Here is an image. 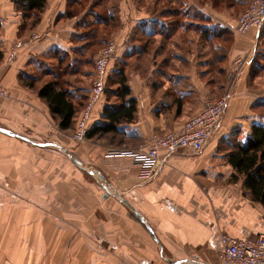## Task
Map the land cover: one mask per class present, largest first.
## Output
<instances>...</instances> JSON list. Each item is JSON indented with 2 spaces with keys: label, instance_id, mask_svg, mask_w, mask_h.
I'll list each match as a JSON object with an SVG mask.
<instances>
[{
  "label": "crops",
  "instance_id": "crops-1",
  "mask_svg": "<svg viewBox=\"0 0 264 264\" xmlns=\"http://www.w3.org/2000/svg\"><path fill=\"white\" fill-rule=\"evenodd\" d=\"M251 1L231 9L233 16ZM70 4L48 0L33 27L16 11L14 0H0V83L9 93L0 99V264H220L221 234L236 239L264 234V207L251 201L241 181L230 182L234 171L223 145L234 136L244 139L261 121L254 107L264 97L254 78L263 71V55L256 59V49L264 26L240 35L238 17L221 21L213 16L230 10L193 0L182 10L193 8L209 21L185 19L167 30L165 21L156 24L139 9L143 15L126 26L120 5L118 26L108 32L101 26L95 33L116 42L110 74L123 69L137 101L136 120L122 127L126 148L145 144L153 134L179 132L208 102L230 96L202 151L178 149L143 182L120 176L115 166L101 161L109 149L125 147L73 143L22 81L23 75L34 78L40 89L70 78L64 89L76 106L85 103L99 54L88 47L82 23L92 0L71 19L66 17ZM194 28L230 33L225 75L214 61L221 41H208ZM18 43L22 47L9 61ZM107 96L94 109L92 128L113 103ZM77 160L86 172L95 169L99 186L79 177Z\"/></svg>",
  "mask_w": 264,
  "mask_h": 264
},
{
  "label": "trees",
  "instance_id": "trees-1",
  "mask_svg": "<svg viewBox=\"0 0 264 264\" xmlns=\"http://www.w3.org/2000/svg\"><path fill=\"white\" fill-rule=\"evenodd\" d=\"M90 0H71L70 9L66 13V17L71 19L80 13L85 8ZM118 1L120 0H92V4L88 11V18L92 17L93 20H84L86 28L97 31L100 27H105V31L115 28L120 23V8ZM154 6L164 3L165 6L176 5L175 8L170 10V18L174 21H166L167 17L163 12L162 16L154 17L156 24H161L165 21L163 28L167 29L171 26L175 27L183 20L189 21H209V17L205 14L192 10L182 12L183 2L182 0H153ZM198 4L209 3L213 8H224L228 10H237L246 5V0H194ZM138 7H145L147 0H135ZM48 0H14L16 11L20 13L24 19L29 20L30 24L34 27L40 21V16L45 12ZM77 5V6H76ZM78 5L82 6L81 9ZM156 8V7H155ZM192 11V12H191ZM82 12V11H81ZM244 12V11H243ZM242 12V13H243ZM241 13V14H242ZM165 17V20L162 19ZM103 18V19H102ZM164 29V30H165ZM196 29L202 36L208 41H221V50L217 53L214 59L215 63H218L220 73L226 74V70L223 68V63L226 59L227 52L230 48L232 37L230 33L225 29L217 28H204ZM164 30H161L163 33ZM172 33L173 31H168ZM87 34H85L86 36ZM97 36V34H96ZM260 35V39L264 41V38ZM108 37V36H106ZM95 41L88 47H93L92 50L100 52L110 41L111 38H105ZM262 41H260L261 44ZM224 45H228L224 47ZM86 46V45H85ZM259 53L263 54L262 51ZM62 62V60L60 61ZM264 67L261 66V69ZM218 69V67H217ZM254 77L256 75H253ZM24 85L37 92L38 97L46 103L50 109L51 117L56 122L58 128L62 132H74L76 129V114L79 109H83L85 103H81L80 106H76L71 95L64 89V85L60 80L50 82L40 89L36 88V79L28 76H22ZM110 86V87H109ZM107 101H110L114 97L115 101L112 105H106L100 118V122L96 124L88 134V140L91 142H104L107 145L125 147L127 141L124 140L125 134H123L122 127L134 123L137 116V101L131 98V89L128 85V79L123 69L119 72L111 73L108 77L106 86ZM260 106H264V103H260ZM258 105L254 107V110ZM81 107V108H80ZM261 114V113H260ZM264 116V115H263ZM260 123L251 127L249 133L245 135L244 139H240L238 136H234L229 141H226V159L228 164L233 168L234 174L232 175L230 182L238 183L242 182L247 196L252 202L260 204L264 207V117H259ZM126 142V143H125ZM124 144H127L124 146Z\"/></svg>",
  "mask_w": 264,
  "mask_h": 264
},
{
  "label": "built area",
  "instance_id": "built-area-1",
  "mask_svg": "<svg viewBox=\"0 0 264 264\" xmlns=\"http://www.w3.org/2000/svg\"><path fill=\"white\" fill-rule=\"evenodd\" d=\"M263 26L264 0H252L238 17L235 32L244 35L252 30L260 31ZM38 38V35L32 36L33 40ZM21 47L22 44L18 43L12 48L8 56L9 61L14 60ZM116 49V42L111 40L95 59L88 100L79 114L76 129L71 136L77 143L86 142L92 129L94 109L106 95ZM8 97V91L0 83V99ZM229 99V94H225L214 102H208L179 132L153 134L145 144L135 148H111L101 157V161L115 166L120 176H133L139 181H148L178 149L200 152L209 144L223 118ZM161 152L166 153L164 157L161 156ZM219 239L220 264H264V234L245 239L221 234Z\"/></svg>",
  "mask_w": 264,
  "mask_h": 264
},
{
  "label": "rangeland",
  "instance_id": "rangeland-1",
  "mask_svg": "<svg viewBox=\"0 0 264 264\" xmlns=\"http://www.w3.org/2000/svg\"><path fill=\"white\" fill-rule=\"evenodd\" d=\"M135 0H120V1H118V6H119V8H120V5H121V11H123V18H124V20H125V23H127L126 24V26H128V23H130L131 21H133L134 20V17H138V15L140 16H142L143 14H145L146 16H148V15H150V16H153V17H160V16H162L163 14V12L165 13L164 15L167 17V19H166V21H168V20H170V21H174L173 20V18L171 19L170 17V13H171V11L170 10H173V9H171V8H175L174 10H179V9H176V8H178V7H176V5H173V6H165L164 5V3H160L161 5H156V6H154L153 4H154V1L153 0H147V5H145V7H138V5L134 2ZM192 1L193 0H182V2H183V5L184 6H190V4L192 3ZM247 2H249L250 0H246ZM207 3H205V5H206ZM248 4V3H247ZM247 4L245 5V7L247 6ZM204 5V4H203ZM156 7V8H155ZM206 7H208V9H210L209 7L210 6H206ZM140 9V10H139ZM247 9V8H246ZM245 9V10H246ZM136 10H139V12H141V13H143V14H140L139 12H136ZM244 10V11H245ZM182 12L184 13L185 11L184 10H182ZM192 12V11H191ZM210 14V16L212 15L211 13H209ZM134 15V16H133ZM234 14L233 13H231V10L228 12V13H226V14H224V16H218V14H215V13H213V16L214 17H216V18H218V19H220L221 21H225V20H227V19H231V18H235V17H238V16H233ZM165 17H162V19L163 20H165L164 19ZM103 19V18H102ZM85 20H92V19H90V18H86ZM210 20V19H209ZM83 23V27H84V29H85V31H84V33L85 34H87L86 35V37H87V39L89 40V42H91V44H94V42L95 41H98L99 39H98V36L96 37V31L95 30H91V29H89V28H86V25L84 24V22H82ZM214 42H216V41H214ZM224 47H226V46H228V45H224V44H222ZM258 46V49H256V51L258 52V56L256 55V59H260V56H259V52L260 51H262V55H263V61L261 62L262 63V65L261 66H263L264 67V41H262L261 42V44L259 43V45H257ZM221 50H223V49H221ZM224 50L226 51V48H224ZM223 50V51H224ZM92 52V51H91ZM95 52V51H94ZM92 54H93V52H92ZM261 54V53H260ZM94 55V54H93ZM89 56L88 55H84L83 56V58H88ZM65 63H64V65H66V64H69V62H67V60H65L64 61ZM64 68V67H63ZM84 67H82V70H84L83 69ZM259 75L261 76V77H259ZM258 77H256V78H254V79H256V82H257V85H256V88H257V90H259V89H261V91L263 92V94H262V97H264V68H263V71L262 72H259L258 73V75H257ZM70 78H64L63 79V82H64V84H68V81H66V80H69ZM72 80V79H71ZM62 82V83H63ZM69 82H71L70 80H69ZM79 82V81H78ZM77 82V83H78ZM70 85H71V83H69ZM110 87V86H109ZM107 96V95H106ZM111 101L112 102H114L115 101V99H111ZM257 107H259V108H256V110H254V114H255V116H258V117H264L263 115H264V106H260L259 104H258V106ZM261 113V114H260ZM72 134H73V132H68V133H66L65 135H68V137L69 138H71V136H72ZM240 139H243V138H241V137H239ZM72 139V138H71ZM87 141H89L88 140V138H87V140H86V142ZM86 142H84V143H86ZM73 143H75V144H79V145H81V144H84V143H77V142H75V141H73ZM97 143H103L104 144V142H101V141H98ZM126 148V147H125ZM77 166H78V175H79V177L83 180V179H88V180H93V182H95L98 186H99V183H100V178H98L94 173H96L94 170H90V168H88V172H86L85 171V166L83 165V162H80L79 160H77ZM79 179V178H78Z\"/></svg>",
  "mask_w": 264,
  "mask_h": 264
}]
</instances>
